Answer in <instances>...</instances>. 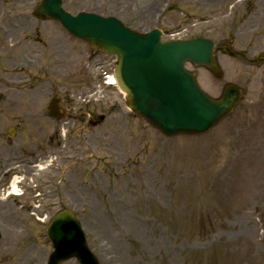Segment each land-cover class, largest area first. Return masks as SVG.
<instances>
[{
    "label": "rangeland",
    "instance_id": "374dc122",
    "mask_svg": "<svg viewBox=\"0 0 264 264\" xmlns=\"http://www.w3.org/2000/svg\"><path fill=\"white\" fill-rule=\"evenodd\" d=\"M39 1L0 0V9L9 13L29 9L32 25L20 26L13 57L33 59L24 69L32 81L22 88L15 87L21 73L0 66V74L7 73L14 83L6 88L0 81V264L35 259L47 264L53 250L47 228L65 208L81 219L101 264H264V70L256 74L247 60L222 52L221 80L187 64L212 96H219L226 82H235L245 97L208 133L166 137L131 111L115 89L98 92L99 103L84 105L81 97L98 89L99 72L113 68L112 57L67 37L58 23L33 16ZM63 1L72 13L113 14L139 31L159 26L164 39L205 36L219 47L229 45L246 17V5L238 0ZM26 33V38L36 37L34 43L25 41ZM251 43L243 33L234 47L248 50ZM89 53L98 55L88 58ZM84 71H89L85 77ZM39 84L41 96L35 91ZM51 94L63 96L82 121L75 128L69 125L66 146L40 172L28 161L38 155V145L50 141L54 121L45 108ZM85 112L107 119L86 124ZM15 175L22 177L25 194L2 200ZM34 184L38 196L31 190Z\"/></svg>",
    "mask_w": 264,
    "mask_h": 264
},
{
    "label": "water",
    "instance_id": "95a60500",
    "mask_svg": "<svg viewBox=\"0 0 264 264\" xmlns=\"http://www.w3.org/2000/svg\"><path fill=\"white\" fill-rule=\"evenodd\" d=\"M40 11L63 15L64 21L71 29L78 33L86 31V37L95 38L99 42L101 40L108 45L115 46L114 42L121 39L120 34L124 35L125 44H130L129 48L123 51L113 48L112 50L121 56L119 77L129 91L130 106L169 135L180 131H207L230 112L240 98V90L234 85L225 88L222 100L209 98L199 89L193 75L184 69V61L189 59L218 70L209 40L200 38L160 45L156 40L158 36H155L153 45L144 37L129 35L128 38L129 29L113 25L106 28L103 24L85 22L90 17L88 15L69 17L61 10L58 0H46ZM114 32L118 35L111 40ZM189 103L195 107V111L199 106L200 113L188 114L186 110L192 108ZM65 215L67 214L62 213L57 216L58 224L61 225ZM58 224L52 228L53 231L58 228ZM57 235L59 237L63 234L58 232Z\"/></svg>",
    "mask_w": 264,
    "mask_h": 264
},
{
    "label": "bare ground",
    "instance_id": "6f19581e",
    "mask_svg": "<svg viewBox=\"0 0 264 264\" xmlns=\"http://www.w3.org/2000/svg\"><path fill=\"white\" fill-rule=\"evenodd\" d=\"M0 15H2L0 17V27H3L4 32H5V36L3 43H7L8 41L10 42H16V36L17 34L20 32V26L23 22H25L24 24L26 26H31V20L27 15V11H25L22 8L17 7L13 12H8L5 9H0ZM12 37V38H11ZM8 38V39H7ZM15 46L14 43H11L9 45V50L10 52L13 51L12 48ZM4 47L7 49L6 44L4 45ZM12 77H9L7 75V73H3L0 74V81H2L3 83H5L6 87H10L12 86L14 83H12ZM114 81H116V79H114ZM15 87H17V85L15 84ZM38 168H44L45 165H35ZM20 182V177L16 176L14 177L13 181H12V187L13 190L16 191L17 190V183ZM34 248V247H33Z\"/></svg>",
    "mask_w": 264,
    "mask_h": 264
}]
</instances>
